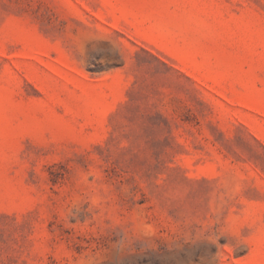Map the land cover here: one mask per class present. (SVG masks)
Segmentation results:
<instances>
[{
  "label": "rangeland",
  "instance_id": "obj_1",
  "mask_svg": "<svg viewBox=\"0 0 264 264\" xmlns=\"http://www.w3.org/2000/svg\"><path fill=\"white\" fill-rule=\"evenodd\" d=\"M0 264H264V0H0Z\"/></svg>",
  "mask_w": 264,
  "mask_h": 264
}]
</instances>
